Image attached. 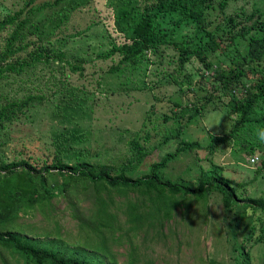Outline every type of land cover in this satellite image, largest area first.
I'll list each match as a JSON object with an SVG mask.
<instances>
[{"label": "rangeland", "instance_id": "obj_1", "mask_svg": "<svg viewBox=\"0 0 264 264\" xmlns=\"http://www.w3.org/2000/svg\"><path fill=\"white\" fill-rule=\"evenodd\" d=\"M146 1L0 0V12L22 9L26 14L24 40H42L46 47L62 52L48 63L41 59L43 62L0 76L4 96L39 97L21 121H16L19 126H14L12 140L0 143V150L7 156L13 141L18 139L25 144L24 154L31 149L39 159L45 151L40 146H45L48 152L54 149L67 164H103L112 175L121 167H128L125 176L136 178L146 174L150 164L164 153L176 150L180 141L197 142V146L179 150L163 168V175L194 187L200 169L216 167L236 196L227 199L228 205L238 211L232 217L225 214L220 194L214 192L204 200L186 195L181 198L183 204L179 202L162 226L133 229L127 221V205L136 204L143 210L147 205L144 197L131 190L100 188L98 194L112 215L109 228L100 229L115 264H128L132 258L133 264H233L241 247L247 251L249 264H263L264 229L259 241L254 239L264 223V211L242 198H264V168L259 166L260 158L264 160V143L257 137V130L264 128V123L251 119L245 124L255 144L252 154L259 160L251 164L249 155L241 149L245 132L237 131L240 138H231L224 147L211 141L229 131L235 112L226 106L228 97L208 95V82L216 81L209 80L210 71L202 78L198 76L202 66L194 58L190 57L180 70V62L171 59V50H165L163 57L147 51L136 64L119 67L115 66L119 59L116 53L105 58L95 55L108 50L112 41L129 35ZM41 3L46 5L34 10ZM240 10L242 16L258 10L264 17V0H227L221 11H210L208 16L217 14L214 23H223L228 15ZM182 14L181 10L160 13L155 24L169 30L170 39L177 44L195 47L204 38V30L189 18L173 25V20ZM4 35L3 30L0 47ZM233 42L230 48L246 51L245 39L236 36ZM186 72L188 78L181 81ZM202 94L206 99H201ZM192 105L198 111L190 115ZM3 131L0 129V133ZM8 135L3 134V139ZM131 142L141 148L139 159L133 158ZM77 179L50 169L45 186L52 196L42 207L34 205L19 211L14 230L43 241L58 238L68 248H76L79 256L87 257L94 250L86 244L91 243L93 235L83 228L92 224L97 203L92 185L84 187ZM240 219L246 227L238 236L236 220ZM0 264L24 262L0 245ZM102 264L108 262L104 260Z\"/></svg>", "mask_w": 264, "mask_h": 264}, {"label": "trees", "instance_id": "obj_2", "mask_svg": "<svg viewBox=\"0 0 264 264\" xmlns=\"http://www.w3.org/2000/svg\"><path fill=\"white\" fill-rule=\"evenodd\" d=\"M226 3L227 0H148L141 7L138 20L131 25L129 35L121 37V41H112L108 50L97 51L95 55L97 58H105L116 53L119 59L115 66L119 67L136 64L138 57L147 51L163 57L165 50H171L173 51L171 59L180 62L178 67L180 70L184 68L190 57L194 58L202 66L200 71H197L198 76L202 78L207 71H210L209 80L216 81L215 84L208 82L211 87L208 95H214L216 98L219 95L228 97L226 106L235 112L229 131L221 136L212 137L211 141L222 143L224 147L231 138L233 140L240 138L237 131L245 132L247 136H244L241 149L247 152L245 154L249 155L248 161L252 164L253 160L255 162L259 160L252 154L255 144L250 140V132L245 124L251 119L264 123V17H260L258 10L253 14L242 16L240 10L228 15L223 23L222 20L214 23L217 14L208 16L210 11L217 13L216 11H221ZM45 5L41 3L34 10H39ZM178 10L183 11V14L181 18L173 20V25L179 24L181 19L189 18L199 24L198 29L204 30V38H200L195 47L189 44L186 46L177 44L170 39L169 30L155 24L154 19L160 13ZM28 11L33 9L28 8ZM26 23L27 16L23 14L22 9L11 13L0 12V32L5 31L0 47V76L11 71H21L26 66L42 60L48 63L50 58L60 57L62 54L59 49L46 47L42 40H24ZM251 30H256V34H248ZM236 36L247 41L246 51L239 52L234 49L235 47H229L235 43L233 41ZM28 47L31 49L26 50ZM188 75L189 73L186 72L181 81L188 78ZM196 88L203 90L200 86ZM204 96L205 94H202L201 99H206ZM37 99L39 97L33 95L14 99L4 96L0 90V129H4L0 133L1 144L12 140L14 126H19L16 121L19 119L21 121L25 111L34 105ZM190 108V115L198 111L193 105ZM179 129L181 127H178ZM7 133L9 135L4 140L2 135ZM179 143L176 150L168 151L159 160L152 162L146 174L130 178L124 174L125 170H130L128 167H121L118 173L112 175L109 167L103 164L92 166L84 161L67 164L54 149L48 152L45 146H40L45 149L41 159L35 156V152L31 149L28 150V154H24L25 144L15 139L10 150L8 149L7 156L0 150L1 247L16 253L23 259L24 264H102L104 260L108 264H115L100 229V227L108 229L112 218L105 209V202L98 194L100 188L105 189L107 186L119 192L127 190L138 192L146 200L147 205L143 210H139L136 204L127 205V221L132 224L133 229L141 228L143 225L162 226L179 202L183 204L181 198L186 195L195 200H204L212 192L220 194L223 212L232 217L238 210L230 208L228 200L231 196L235 198L236 196L233 188L228 185V180L220 176L218 168L212 167L206 171L200 169L201 173L194 187L173 181L163 175V168L169 161L174 160L179 150H185L191 145L197 146V142L194 141L182 140ZM130 147L133 158L139 159L142 155L141 148L136 142H131ZM259 164L264 168L262 158ZM50 169L61 175H67L70 179L78 178L77 180L85 184L84 187L91 184L94 189V200L97 203L95 217L91 225H85L83 228L88 229L93 235L91 243L86 244L94 250L87 257L79 256L76 248H68L58 238L43 241L14 230V222L19 211L32 208L34 205L42 207L45 200L52 196V192L45 186V176ZM242 200L247 201L248 204H255L264 211V198L247 197ZM230 210H233L232 213H229ZM245 227L244 220H236L238 236L242 235ZM263 229L264 223L260 224L255 242L261 238ZM43 242L48 245H41ZM133 261L134 258L128 264H133ZM232 262L249 264V257L244 247L237 251Z\"/></svg>", "mask_w": 264, "mask_h": 264}, {"label": "clouds", "instance_id": "obj_3", "mask_svg": "<svg viewBox=\"0 0 264 264\" xmlns=\"http://www.w3.org/2000/svg\"><path fill=\"white\" fill-rule=\"evenodd\" d=\"M210 129H211V126L209 127V130ZM257 137H258L260 142L264 143V128H260L257 130ZM229 151H231V150L229 149ZM253 163H255V160H253Z\"/></svg>", "mask_w": 264, "mask_h": 264}]
</instances>
